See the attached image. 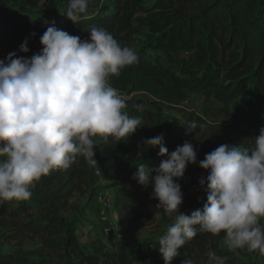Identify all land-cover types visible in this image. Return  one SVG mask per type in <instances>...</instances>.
<instances>
[{
	"label": "clouds",
	"instance_id": "clouds-1",
	"mask_svg": "<svg viewBox=\"0 0 264 264\" xmlns=\"http://www.w3.org/2000/svg\"><path fill=\"white\" fill-rule=\"evenodd\" d=\"M87 8L88 0H69L64 14L77 23ZM87 31L89 36L81 39L57 29L53 21L40 37L39 52L30 57L9 52L0 60V202L29 200L42 176L69 169L78 156L96 166L95 137L127 140L145 125L125 111L127 97L109 81L110 75L118 77L124 67L138 63L137 53L103 27ZM27 44L25 38L19 51L29 52ZM187 128L191 132L196 125ZM144 143L158 148L164 159L157 166L137 164L132 178L152 187L156 207L173 220L158 241L164 264L180 256L198 231L223 233L229 252L264 254V125L250 146L221 144L199 161L198 149L187 140L171 152L163 134ZM189 163L207 171L198 180L206 200L190 215L180 211L183 193L174 180L184 176ZM207 257V264L228 259L213 251ZM181 264L195 262L188 258Z\"/></svg>",
	"mask_w": 264,
	"mask_h": 264
},
{
	"label": "rangeland",
	"instance_id": "rangeland-1",
	"mask_svg": "<svg viewBox=\"0 0 264 264\" xmlns=\"http://www.w3.org/2000/svg\"><path fill=\"white\" fill-rule=\"evenodd\" d=\"M52 1L36 0L32 7L27 5L24 12L32 23L51 24L62 10L49 9ZM63 1L66 2L65 8H68L69 0ZM139 3L144 8H151L155 0H122L121 6H127L128 10H122L123 17L120 19L118 31L114 34V38L122 46H128L135 52L144 51L149 60L147 64L124 67L115 87L127 97L126 112L141 117L145 124L140 134H136L137 140L144 137L148 123L154 122L155 125L166 123L174 132L180 130L181 142H194L198 151L205 149L201 151L203 157L225 143L250 146L254 136L259 134L260 126L264 125V100L253 104V100L249 99L245 115H239L236 109L242 93L237 88L236 81L225 76L224 63L217 66L207 59V53L202 48L205 45L203 37L195 36L193 42H187V29H184L183 36L160 43V35L169 32L172 26L175 11L149 8L148 12H137L132 6ZM9 6H19L18 0H6L4 5H0V21ZM114 6L115 0H88L85 15L108 13ZM25 38L28 39L27 53L19 51V45ZM235 47L232 46L230 52L235 51ZM41 48L42 45L35 42L30 34H25L21 40L11 43L7 39L0 42V52H17L25 57L39 52ZM232 91L237 96L226 107L227 103L222 98L233 93ZM193 123L196 128L189 132L187 126ZM114 185V181L94 178L83 194L77 193L70 199L64 216L72 222L71 234L76 239L77 251L64 249V233L49 238L55 246L50 249L40 238L20 232L0 219V259L11 264H77L75 256L80 252L84 258H93L91 264H118L121 250H124L123 255L128 256L138 245H144L154 232L161 229L167 231L170 226L167 220L170 217L166 215L164 219L157 213L156 222L142 223L133 232L122 228L109 235L103 234L102 223L98 220L101 203L96 204L93 198L99 190H105L107 196L114 199ZM194 194L197 202L203 204L206 200L204 190L196 187ZM17 202L12 200L11 208ZM188 209L197 208L195 205ZM114 211L118 214L116 205ZM260 223L264 225V222ZM223 241L224 234L221 233L215 253L218 256H227L226 264H264V256L258 257L256 251L238 249L236 253H232ZM152 249V246L146 248L147 257ZM207 252L204 249L188 258L195 264H207ZM145 264H151V261L147 258Z\"/></svg>",
	"mask_w": 264,
	"mask_h": 264
},
{
	"label": "trees",
	"instance_id": "trees-1",
	"mask_svg": "<svg viewBox=\"0 0 264 264\" xmlns=\"http://www.w3.org/2000/svg\"><path fill=\"white\" fill-rule=\"evenodd\" d=\"M5 1L0 0V5H4ZM121 2L122 0H115L114 9L108 13L90 16L81 14L77 23H73L64 14L67 8L63 0H53L49 9L52 11L62 9L58 13V18L52 20L57 29L86 39L89 36L87 30L93 26L103 27L114 36L123 17L122 10L124 12L128 10L127 6H121ZM35 3L36 0H18L19 6L8 7L0 21V42L2 39H7L11 43L21 40L25 34L35 33L31 36L35 42L40 43L41 35L47 27L52 26V23H32L28 19V14L24 10L27 5L32 7ZM132 8L137 12L150 11V7L144 8L140 3L134 4ZM155 8L173 10L176 13L169 32L160 35V43L183 36L184 29H187V42H193L195 36L203 37L205 45L202 48L207 53V59L217 66H221V63L225 64V76L231 81H236L237 88L242 93L236 109L239 115H245L249 99L253 100V104L264 100V0H155L150 9ZM232 46H236V50L230 52ZM8 53L1 51L0 60ZM15 53L16 56H23ZM136 53L137 65L149 62L144 51ZM118 77L115 75L109 77L114 88L117 87ZM236 96L237 93L233 92L222 98L228 104L226 107H229ZM159 134H163L164 146L169 152L182 144L180 130L174 132L166 123L159 125H155L154 122L148 123L144 133L145 140ZM94 139L97 143L94 147L96 166L87 163L83 156H78L77 161L69 169L50 171L36 182L29 200L18 201L14 208L10 206L12 201L0 202V219L20 232L40 238L50 249H54L55 246L51 244L49 238L64 233V249L71 248L72 251H77L76 239L71 234L72 222L64 216V211L69 206L70 199L77 193L83 194L94 180L93 168L99 171L103 181L115 183L114 202L123 230L133 232L142 223H154L157 221V213L165 219L166 214L163 209L156 207L159 201L150 195L152 187L145 188L132 178L136 172L137 161L149 166H157L160 160L164 159L158 155L159 149L151 148L144 143L145 140H139L136 144L126 147L121 140L116 141L114 137L105 139L97 136ZM193 145L196 147L194 142ZM204 150L202 148L198 151V161L204 159L201 153ZM202 174L206 176L207 171L201 169L198 163H189L184 176L174 178L175 182L181 185L183 203L180 211L185 214L190 215L193 211L188 208L195 205L196 208H200L203 205L197 202L194 194L195 188L199 187L198 180ZM204 193L206 194L205 191ZM167 221L170 225L173 222L171 217ZM261 221L264 222V218ZM165 233L164 229L154 232L144 245H138L128 256L123 255L124 250H121L118 264H145L147 258L151 264H164L158 251V241ZM220 235L214 236L198 231L197 235L180 249V256L175 257L171 264H178L181 259L200 253L204 249L215 252L218 249ZM149 246L153 249L147 257L145 250ZM256 254L258 257L264 256L258 251ZM75 257L77 264H91L93 259L84 258L80 252H77ZM0 264L11 263L0 259Z\"/></svg>",
	"mask_w": 264,
	"mask_h": 264
},
{
	"label": "built area",
	"instance_id": "built-area-1",
	"mask_svg": "<svg viewBox=\"0 0 264 264\" xmlns=\"http://www.w3.org/2000/svg\"><path fill=\"white\" fill-rule=\"evenodd\" d=\"M137 129L134 134H138ZM92 177L95 179H101L100 173L97 169L93 168ZM97 197L98 204L101 203V207L98 210V220L102 223V232L105 235H109L115 230L122 229L118 214L114 211L115 202L112 197H108L106 192L100 191L95 195ZM114 214V215H113Z\"/></svg>",
	"mask_w": 264,
	"mask_h": 264
},
{
	"label": "crops",
	"instance_id": "crops-1",
	"mask_svg": "<svg viewBox=\"0 0 264 264\" xmlns=\"http://www.w3.org/2000/svg\"><path fill=\"white\" fill-rule=\"evenodd\" d=\"M110 81V80H109ZM125 111H126V109H125ZM130 116H132V115H130ZM142 129H143V127H140V128H138V134H140V131H142ZM137 135L136 134H132L130 137H128L127 138V140H121L122 141V143L126 146V147H129V146H132V145H134V144H136L139 140H142V141H144L145 140V136L144 137H140L138 140H137V137H136ZM104 190V189H103ZM100 191H102V190H99L97 193H99ZM104 192H105V190H104ZM94 202L96 203V204H98V201H97V197L96 196H94Z\"/></svg>",
	"mask_w": 264,
	"mask_h": 264
}]
</instances>
